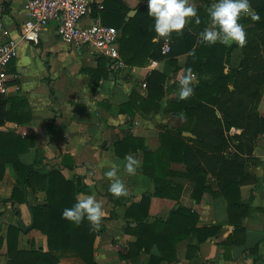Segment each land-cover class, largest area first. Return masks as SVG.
<instances>
[{
	"label": "crops",
	"instance_id": "obj_1",
	"mask_svg": "<svg viewBox=\"0 0 264 264\" xmlns=\"http://www.w3.org/2000/svg\"><path fill=\"white\" fill-rule=\"evenodd\" d=\"M105 1H109L107 17L113 16L119 21L122 16L123 21L121 25H112L119 31V57L113 62L86 46L61 40L56 33L55 19L42 27L38 42H19L18 54L7 66L9 75L1 94L9 98L4 105L9 118L2 130L11 136L26 138L29 144L28 149L19 153L20 162L44 172L59 169L65 178L79 184L77 198L94 191L96 199L102 201L103 213L99 225H94L97 234L93 257L97 264H264V132L256 137L252 155L246 162L248 175L239 185L242 207L228 212L227 201L215 177L208 173L197 184L194 176L187 174L180 155L168 160V152L160 169V181L164 185L154 194L161 183L150 177L149 167L147 171L142 168V151L133 149L132 143L117 141L127 135L138 137L145 148L155 151L162 143L169 149L171 136L178 139L193 136L183 129L192 126L191 118L186 116L183 107L176 105L192 93L181 99L179 80L182 75H191L194 86L200 76L208 77V73L201 66L196 67L195 60L189 64L191 72L188 73L189 68L184 65L187 53L174 57L177 62L173 64L165 57H149L154 53L150 44L162 38L156 39L159 34L152 27L153 19L142 9L147 0H115L111 5V0H102V3ZM4 2L7 6L4 24L10 36L18 37L27 17L24 0ZM190 2L197 6V12L207 13L215 0H208L206 6L203 0ZM99 10L96 15L101 19ZM130 10L135 12L128 17ZM92 12L80 23L90 22L96 16ZM193 18L188 17L185 26L196 38H202L203 31L213 27L211 20H202L206 23L201 31L203 23L192 24ZM130 20L133 26L124 32L121 28ZM237 48L230 55L233 67L242 56L241 47ZM166 68L170 72L162 84V95L155 101L145 102L147 77L152 71L163 72ZM257 110L264 114V87ZM216 115H220L217 110ZM179 129H182L180 134ZM239 131L233 129V132ZM162 135L165 136L161 138ZM227 150L233 151V147L230 145ZM127 155L141 161L134 175L127 174L123 166ZM113 165L119 166L118 175L128 189L127 195L114 196L108 191L110 180L105 172ZM44 184L37 175H32L30 185H23L17 180L12 161L5 162L0 179V264H46L35 258L16 257L23 251L48 250L47 237L42 231L34 227L23 230L18 225L19 215L24 226L30 225V206L46 203ZM14 190V199H11ZM147 194H150L147 224L156 218L164 223L150 227L153 234L144 238L150 245L148 251L122 258L118 251L137 238L135 231L139 229L136 227L139 222L135 216L144 214V209L134 210L131 206ZM176 208H185L193 215H178L166 223ZM112 213L115 216L111 217ZM240 217V225L236 227ZM127 223L132 230L125 229ZM10 226L20 228L12 245L15 258L8 250ZM177 233L182 238L174 245L176 259L157 262L155 259L161 257L155 242L157 236ZM50 252L58 264H85L73 250Z\"/></svg>",
	"mask_w": 264,
	"mask_h": 264
},
{
	"label": "trees",
	"instance_id": "obj_2",
	"mask_svg": "<svg viewBox=\"0 0 264 264\" xmlns=\"http://www.w3.org/2000/svg\"><path fill=\"white\" fill-rule=\"evenodd\" d=\"M114 2L115 0H111L110 5ZM203 2L204 6L209 4L208 0H203ZM142 5V9L147 10V3ZM250 7L252 12L245 16L243 14L239 20L246 30V42L241 47L242 56L237 66L229 67L227 70L225 68L230 63L231 51L236 45H225L220 42L208 44L201 37L196 38L187 26H184L179 32L173 30L169 34L170 51L166 55L162 54L160 50L162 41L155 40L150 44L154 53L149 57L155 59L165 57L168 63L173 64V62H177L173 59L174 57L187 53L185 67L189 68V64L195 60L196 67L201 66V70L208 73V77H199L188 98L176 102L177 106L183 107L186 116L191 118L192 126H184L183 129L191 132L193 136H181L179 139L171 136L172 144L169 149H165L162 143L161 147L155 151L145 148L141 143L142 139L138 137L127 135L117 141L120 144L132 143L134 144L133 149L142 151V168L144 171L150 168L148 174L156 183L162 178L160 169L167 152L169 153L168 160L175 158L174 155H180L179 159L185 163L187 174L193 175L197 184L201 180H205L208 173H211L227 201L228 212L235 207H242L238 197L239 185L248 175L245 170L246 162L247 158L252 155L256 137L264 132V114L261 115L257 110L264 87V0H250ZM108 8L109 1H105L99 10L102 15L101 21L107 25H121L123 23L122 16L119 21H115L113 16L107 17ZM97 10L93 6L92 13L96 15ZM139 13L140 10L135 16ZM197 16L199 22L193 18L192 24L203 23V19L211 20L208 12L198 11ZM132 22L133 20L124 22L125 26L121 29L124 32L130 30L133 26ZM205 23H203L201 31L204 30ZM251 32L253 35H250ZM169 72L166 68L163 72L152 71L149 74L146 81L148 100L145 102L155 101L162 95V84ZM230 84L232 87H229ZM8 99L0 93V179L5 162L10 159L13 169L17 173L18 181L23 185H30L32 175H37L44 181L46 191V203L32 205L30 209L33 218L32 227L46 235L48 250L44 252L23 251L17 253L16 257L35 258L36 261L46 264H58V259L51 254L50 250L69 249L75 251L85 264H97L93 257L94 240L97 234L95 226L87 219H82L79 224L74 223L61 214L64 208L71 207L76 202L77 192L81 189L79 184L65 178L59 169L44 172L20 162L18 155L28 149L29 144L26 138L14 137L2 130L4 121L9 118V114L4 108ZM121 108L123 109L124 106ZM216 110L219 112V116L216 115ZM233 129L240 131L233 132ZM181 130H177V133L180 134ZM164 136L162 135L161 138ZM15 145L16 147L12 148ZM230 145L233 147V151L227 150ZM160 183V186H156L154 194L163 187L164 184L161 181ZM14 194L15 190L11 199H14ZM149 199L150 194L143 195L137 203H133L131 206L134 210L144 209V214L135 216L139 222L136 226L139 229L135 231L137 238L134 242L128 243L124 250L118 251L122 258L127 259L139 251H148L150 245L145 242L144 238L153 234L150 227L164 223L161 218H156L153 223L147 224ZM178 215L190 216L193 214L185 208H176L170 213L166 223L171 222L172 218ZM113 216H115L114 213L111 217ZM241 218L236 223V227L240 225ZM127 228L132 230L129 223L125 229ZM19 230L18 226L8 228V250L12 258H15L12 245H15ZM181 238L182 235L178 233L173 236H157L155 242L161 257L155 260L157 262L160 259L175 260L174 245Z\"/></svg>",
	"mask_w": 264,
	"mask_h": 264
},
{
	"label": "clouds",
	"instance_id": "obj_3",
	"mask_svg": "<svg viewBox=\"0 0 264 264\" xmlns=\"http://www.w3.org/2000/svg\"><path fill=\"white\" fill-rule=\"evenodd\" d=\"M250 9V0H215L209 6L208 13L213 25L203 31L202 40L208 44L217 41L225 45L235 42L242 47L246 42V30L239 22L241 15ZM147 14L153 18L152 27L159 36H167L173 30L179 32L185 26L188 17L197 16V6L190 0H147ZM194 51V50H193ZM190 73L191 69H187ZM191 75H182L179 80V97H188L193 91ZM141 161L132 155L124 158V168L129 175H134L140 167ZM118 165H113L105 172L110 183L108 191L114 196L127 195L128 189L118 175ZM103 213L102 201L96 199L95 192H91L84 198H77L71 207L62 210V216L79 224L82 219H87L93 225L98 226Z\"/></svg>",
	"mask_w": 264,
	"mask_h": 264
},
{
	"label": "built area",
	"instance_id": "obj_4",
	"mask_svg": "<svg viewBox=\"0 0 264 264\" xmlns=\"http://www.w3.org/2000/svg\"><path fill=\"white\" fill-rule=\"evenodd\" d=\"M27 17L21 25L18 37H12L4 24L5 2L0 0V93L9 75L7 66L18 54L21 40L38 42L42 27L49 20H57L56 33L68 44L83 45L97 55L111 62L118 59L119 31L112 25L104 24L98 15L87 24L83 18L91 15L93 6L103 7L102 0H24ZM170 36H162L161 53L170 51Z\"/></svg>",
	"mask_w": 264,
	"mask_h": 264
},
{
	"label": "water",
	"instance_id": "obj_5",
	"mask_svg": "<svg viewBox=\"0 0 264 264\" xmlns=\"http://www.w3.org/2000/svg\"><path fill=\"white\" fill-rule=\"evenodd\" d=\"M134 12H135V10H130V11H128L127 16H128V17L131 16ZM161 38H162V36H161ZM18 225L20 226L21 229L26 230V229L32 227V225H33V218H32V220H31L30 225H28V226H24V224H23V222H22V220H21V218H20V215H19V216H18Z\"/></svg>",
	"mask_w": 264,
	"mask_h": 264
},
{
	"label": "rangeland",
	"instance_id": "obj_6",
	"mask_svg": "<svg viewBox=\"0 0 264 264\" xmlns=\"http://www.w3.org/2000/svg\"><path fill=\"white\" fill-rule=\"evenodd\" d=\"M249 11H250V13H251V12H252V9L250 8V9H249ZM244 14H245V13H244ZM241 16H242V15H241ZM240 18H241V17H240ZM248 35H249V34H248ZM250 35H253V34H252V32L250 33ZM234 44L236 45V47H238L237 49H239V50H240V46H239V45H237L236 43H234ZM229 67H233V66L231 65V63H229V65H228V66H226V68H227V69H228ZM227 69H226V70H227Z\"/></svg>",
	"mask_w": 264,
	"mask_h": 264
}]
</instances>
